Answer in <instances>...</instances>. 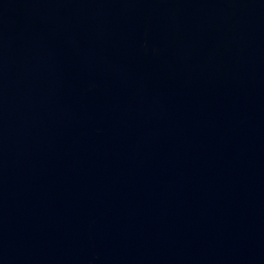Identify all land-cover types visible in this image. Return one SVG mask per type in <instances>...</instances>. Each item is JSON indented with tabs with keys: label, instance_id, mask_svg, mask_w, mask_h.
Listing matches in <instances>:
<instances>
[{
	"label": "water",
	"instance_id": "water-1",
	"mask_svg": "<svg viewBox=\"0 0 264 264\" xmlns=\"http://www.w3.org/2000/svg\"><path fill=\"white\" fill-rule=\"evenodd\" d=\"M0 264H264V0H0Z\"/></svg>",
	"mask_w": 264,
	"mask_h": 264
}]
</instances>
